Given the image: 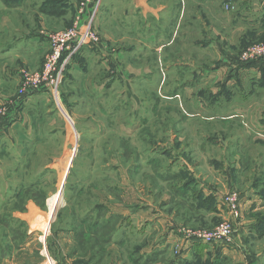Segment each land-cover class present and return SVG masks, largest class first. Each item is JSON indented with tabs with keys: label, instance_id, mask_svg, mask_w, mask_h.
<instances>
[{
	"label": "rangeland",
	"instance_id": "1",
	"mask_svg": "<svg viewBox=\"0 0 264 264\" xmlns=\"http://www.w3.org/2000/svg\"><path fill=\"white\" fill-rule=\"evenodd\" d=\"M25 1L29 30H41L48 41L52 34L84 31L90 20L89 45L96 49L85 63V89L64 75L58 84L78 120L65 104L64 115L54 111L51 94L42 93L53 109L38 122L50 127L45 142L17 137L12 144L0 134V264H71L66 240L75 227L93 225L103 202L111 217L96 233L113 228L115 235L114 245L104 248L105 263L139 264L134 252L162 235L144 238L151 230L142 235L137 221L172 220L188 211L173 187L189 183L216 189L222 212L207 210L180 223L189 227L182 229H212L229 219L236 233L248 187L264 179V58L242 59L247 49L264 45L263 1ZM51 2L60 13H51ZM49 54L39 68L18 65L17 97L32 91ZM10 105L0 104V121ZM29 109L25 119L37 122L38 109ZM232 191L239 196L238 219L224 205ZM189 199L191 212L197 210L195 196ZM32 202L37 207H28ZM250 242L262 250L264 242Z\"/></svg>",
	"mask_w": 264,
	"mask_h": 264
},
{
	"label": "crops",
	"instance_id": "2",
	"mask_svg": "<svg viewBox=\"0 0 264 264\" xmlns=\"http://www.w3.org/2000/svg\"><path fill=\"white\" fill-rule=\"evenodd\" d=\"M250 1L253 0H247V3ZM262 1L264 4V0ZM25 2V0H21L17 5H8L0 0V38L5 40V42L0 41V104L5 106L11 103L9 106L10 109L4 114L5 118L0 121V124L4 125L0 129V134H3V131H5V137H7L8 140H11L12 144V138L17 137L25 138V140H31L32 144H35L37 141L39 143L45 142L41 140H45V133L46 131L50 132V127L45 125L39 128V123L42 120L44 121V113H50L48 110H50L51 105H49L47 98L43 96L42 93L51 94L53 101L51 104L55 106L52 107L54 111L59 109L62 112V108L65 104L63 102L62 95L59 92V87H57L56 91L39 90L38 92H35L26 90L20 97H17L15 93L19 81L18 65L22 64V66H24V64H27L31 68H39L42 65V57H44L47 53L49 47L47 37H45L44 32L41 30L32 31L26 27L28 21H30V18L28 17L30 15V8L28 9V7L24 4ZM244 8H241V10ZM35 12L39 13V10L37 9ZM95 49V47L90 45L84 46L73 56L71 55L72 57H68L64 62V64L68 62V65L65 67V71L64 69L62 70L61 76L63 77L64 75L63 78H65V80L68 78L69 81H74V85H76L80 91H82L81 87L83 89L86 87L81 84L82 80L88 78V69H85V63L88 64L89 61L91 62L94 60ZM78 71H82V74ZM78 77H80V79L78 81L76 80L78 82L77 83L75 82V79ZM260 77L263 78L262 76ZM65 105L69 107L68 102ZM29 108H34L35 110L38 109L36 110L38 111L36 114L38 116L37 122L33 121L32 123L31 120L28 121L25 119V112H32ZM68 109L72 112L73 117L78 120L79 118L77 113L70 107ZM52 128L56 129L55 127ZM12 131H15L17 134H13ZM4 140L7 139L4 138ZM199 182L201 183V180ZM201 187L202 186L199 184L200 196L206 197L208 195H212L214 197L215 207L220 209L218 206L220 198H217L216 196V194H218L216 193V189L208 188L206 191L205 188ZM177 198L178 201H182L184 205H186V203L188 205L189 201L186 203L184 202L186 199H183V201L179 197ZM101 204L106 208L103 211L102 218H110V204L104 202ZM30 205L37 207L33 202L30 203L28 207H30ZM187 207L189 208L188 211L177 212L178 214H175V218L172 217V220L171 218L159 219L158 217L156 218L155 216H152L145 221H137L140 223L138 228L135 225L136 229L140 230L139 232L142 235H144L142 233V229L146 232L149 227L151 230L150 235H144V238L149 237L151 241H155V238L162 235L156 243L152 242L151 245H148L147 247L149 248L145 245V247L141 246V248L136 250L135 255L141 257L142 259L140 263L147 258L149 262L148 264H182L183 261L195 257H200L203 260H211L218 256L219 258H222V260L224 259L225 264H264V245L262 246L261 251L260 249L254 250L252 246L249 247L248 245L250 240H252V242H264V179L263 185L248 187L247 195L243 200V207L244 210H246V214L234 234V241L231 245L214 243L205 244L203 247L198 246V248H196L195 245L198 242L189 239L182 233V228L188 226L186 224L185 227L184 225L180 226L182 225L180 223H185V221L186 223H191V219L188 218L189 216L196 220V218L203 217L207 213L204 209H198V211L192 210L191 212V207H189V205ZM137 209L138 208H136L135 211H137ZM219 211H221V209ZM184 213L187 218H183V216H185L183 215ZM215 213L218 215L219 212H216V209L215 211L212 210V212H210V214ZM179 215L182 217L180 220L178 218ZM123 216H126V214L124 213ZM114 238L115 235L109 239L107 243L108 246L114 245ZM66 241L70 243L72 249L75 248L76 240L74 233L71 232ZM164 243L171 246L172 254L164 251ZM88 257L89 254L86 259ZM75 258H77V256L72 257V260L74 261ZM106 259L107 257L96 264H106ZM118 264H121V262Z\"/></svg>",
	"mask_w": 264,
	"mask_h": 264
},
{
	"label": "built area",
	"instance_id": "3",
	"mask_svg": "<svg viewBox=\"0 0 264 264\" xmlns=\"http://www.w3.org/2000/svg\"><path fill=\"white\" fill-rule=\"evenodd\" d=\"M89 29L90 20L87 22L84 31L75 30L72 32L49 35L48 51H50V54L47 56L44 68L37 74L36 84L32 86V91L57 90L66 59L81 47L93 42L88 34ZM242 57L246 62L263 59L264 45H258L247 49V51L242 54ZM23 90L24 92L26 91L25 89ZM224 200V205L228 211L231 212L234 218L238 219L240 216L239 196L236 192L232 191ZM182 233L189 239L204 244L220 243L221 245H231L234 241L235 230L232 221L224 219L215 228L202 230L183 229Z\"/></svg>",
	"mask_w": 264,
	"mask_h": 264
},
{
	"label": "trees",
	"instance_id": "4",
	"mask_svg": "<svg viewBox=\"0 0 264 264\" xmlns=\"http://www.w3.org/2000/svg\"><path fill=\"white\" fill-rule=\"evenodd\" d=\"M2 1L4 3L8 4V5H17V4H19V2L21 0H13V1H11V0H2ZM50 1H52V0H50ZM50 1L49 0H45L44 4H42V5H47L48 2H50ZM56 3L57 2H51V3H49L50 6L48 5V7L53 9V12H51L52 14L54 12H56L55 10H61L62 9L61 7H58ZM39 10L42 13H45L44 8H39ZM57 13H60V11L56 12L54 14H57ZM173 192H174L173 195H174L175 198L177 197V192L181 194L180 199L185 196L184 199L189 201L188 205H190V199H189L190 195H194L195 198L197 199V201L199 202L198 209H204L206 211L207 210H215L216 209L213 196L212 195H208L206 197L200 196L199 188L197 189L194 186L192 187L190 183L187 184V185L183 184L181 186L179 185L177 187L176 186L173 187ZM189 192H191V194ZM97 207L100 208V209H97L96 206H95L96 210L97 211L98 210H102V212L99 213V211H98L94 215V217H93L94 221L92 223L93 224L92 226L86 225L84 223L85 225L82 224V225H80L78 227H75L74 230L71 231L72 233H74V237H75V240H76V245H75V248L71 250V253L68 256L70 258H72L75 255L74 253L77 252L76 254H78L79 251L81 252L79 255H77V258L74 259L72 264H96V263H98V262L103 260V255H104V250H105L104 248L106 247L109 239L112 238L113 235H110V233L112 231H114V229L112 228L111 232H110V228H109V231L105 230V234L106 235H101L100 236L99 234L96 233V230L98 228H100L99 227V223L102 222V226L104 227L105 220L109 219V218H102L103 211L106 208L101 203H98ZM198 209H197V211H198ZM188 218L191 219V216H189ZM103 227H102V229H103ZM91 228H93V229L90 230ZM204 245H205L204 243H201V242L199 243L198 242V243H196L195 246H196V248H198V246L199 247H203ZM48 248H49L51 254L55 255V252L51 249L50 245H49ZM76 249H78V250L76 252H74ZM88 254H89V257L86 259ZM146 259L147 258H145V260ZM57 264H64V263L62 261H58L57 260ZM182 264H225V262H224V259L222 260V258H219L218 256L213 258V259H211V260L210 259L203 260L200 257H195V258L183 261Z\"/></svg>",
	"mask_w": 264,
	"mask_h": 264
}]
</instances>
